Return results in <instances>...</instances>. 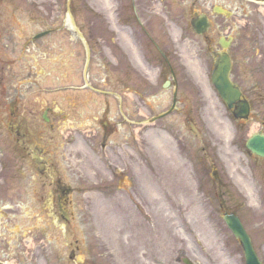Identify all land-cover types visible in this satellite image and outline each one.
<instances>
[{
  "label": "rangeland",
  "instance_id": "1",
  "mask_svg": "<svg viewBox=\"0 0 264 264\" xmlns=\"http://www.w3.org/2000/svg\"><path fill=\"white\" fill-rule=\"evenodd\" d=\"M172 1L174 27H189L185 6L191 12L211 11L213 41L191 30L184 34L178 48L185 68L178 77L180 103L170 116H160L170 106L168 99L160 103L169 90L162 87L165 75L139 52L136 60L131 55L138 74L151 79L155 100L147 99L140 110L142 123L125 136L120 104L113 97L122 90L121 69L111 57L119 53L113 44H126V38L120 32L117 40L112 38L118 18L106 16L116 3L0 0V264H129L126 257L137 253L130 251L120 262L114 235L105 226L109 221L121 229L132 227V236L148 230L142 238L153 257H143L145 264H184L183 258L192 264H245L222 220L224 212L241 218L264 264V160L244 149L252 131H263L264 60L258 69L251 59L252 71L238 78L246 52L229 48L238 62L232 78L248 89L252 110L249 120L237 122L210 82L219 36L227 30L228 36L247 32L242 26L235 29L234 16L212 12L214 6L231 10L232 0ZM68 9L89 49L70 30ZM244 19L239 17L241 25ZM42 32L47 34L33 38ZM46 108L52 111V129L42 120ZM153 117H158L156 124ZM15 126L23 135L18 141ZM35 147L46 150L47 176L38 173L31 158ZM148 179L157 183L156 191L147 186ZM54 183L71 201L70 221L61 229L45 207ZM131 210L138 216L122 218ZM167 210L175 213L170 224L163 219ZM189 212L191 218L185 219ZM121 236L128 239L126 232Z\"/></svg>",
  "mask_w": 264,
  "mask_h": 264
},
{
  "label": "flooded vegetation",
  "instance_id": "2",
  "mask_svg": "<svg viewBox=\"0 0 264 264\" xmlns=\"http://www.w3.org/2000/svg\"><path fill=\"white\" fill-rule=\"evenodd\" d=\"M255 1H260L261 4L257 2H246L244 0L240 2L239 0H235L232 2L236 18L240 17V15L246 18L242 25L244 28H247V32L239 33L236 31L235 38H231L235 47H242L246 52L244 58L239 61L241 65H238L240 69L238 78L243 77L242 74H245V70L249 71L250 57L257 55L258 58L260 57L261 62L264 60V12L257 9L258 6H264V0ZM113 2L116 3L114 4V13L120 18V23L122 25H128L129 32L125 36L129 40V45L132 50L135 51L139 47L143 51L147 61L156 63V66L160 68V73L165 75L163 86L167 81H170L168 89L173 86L171 90L167 91L165 95L166 100L163 97L160 102L164 103L168 99L170 103L168 109L174 112L180 103L178 77L180 78L181 73L185 72L180 54L178 53V47L183 44L187 37V28L172 26L173 22L171 19L174 14V1L113 0ZM182 3H184V0H182ZM184 5L182 4L183 8ZM184 9L187 11L188 17L195 15L194 12H191L190 6H185ZM253 18L257 21H254ZM237 24L236 29L240 25L238 20ZM176 28L179 31H176ZM203 37L205 39L209 38L207 35ZM240 41L242 42L241 45ZM113 50L119 52L118 56L112 57L117 59V63L121 68L119 80L122 90L117 94L120 104L119 112L122 119L120 125L124 129L123 134L126 136L129 130L136 129V126L142 123L140 110L143 106L147 105V99L153 96L154 93L151 90L152 86L148 84L150 83L149 80L145 78L143 80V76L136 73L131 61L129 47L125 44L120 45L119 43H114ZM128 81L134 84H130V90L126 87ZM238 86L241 89L244 88L239 81ZM135 137L134 133H130L129 138L131 141H136ZM48 199L50 200L49 216L54 217L56 222L59 223L62 221L68 222V215L64 209H67L70 201L66 198L63 190L59 189L58 191L54 187Z\"/></svg>",
  "mask_w": 264,
  "mask_h": 264
},
{
  "label": "water",
  "instance_id": "3",
  "mask_svg": "<svg viewBox=\"0 0 264 264\" xmlns=\"http://www.w3.org/2000/svg\"><path fill=\"white\" fill-rule=\"evenodd\" d=\"M193 29L196 33L202 34L208 28V22L204 16L192 22ZM225 48V44H222ZM230 60L226 54H218L214 64V70L211 75V81L216 88L222 100L229 109L235 106L233 115L237 119H245L249 114V106L245 101L240 100L238 89L230 81ZM245 147L248 152L264 158V135L252 134L246 141ZM36 161L39 160L36 158ZM224 221L227 227L232 231L243 248L246 264H261L254 252L251 240L246 234L238 218L234 215H224ZM188 264V263H187Z\"/></svg>",
  "mask_w": 264,
  "mask_h": 264
},
{
  "label": "bare ground",
  "instance_id": "4",
  "mask_svg": "<svg viewBox=\"0 0 264 264\" xmlns=\"http://www.w3.org/2000/svg\"><path fill=\"white\" fill-rule=\"evenodd\" d=\"M146 184H147V186L151 187L152 190L156 191L158 189L157 183L156 182L154 183L151 179H148ZM155 199H158V197L155 196ZM176 203L178 204V206H183V203L179 199L176 200ZM191 210L193 211V215H198V212L195 208H191ZM131 211H132V214L129 211H124L121 214L123 216L122 218H124L126 220V218H129V215L132 218L133 215L136 214V212H134L133 210H131ZM190 214L191 213L189 212V213L185 214L183 217L185 219H186V217L188 219H190L191 218ZM137 216L138 215L136 214V217ZM163 219L170 224V221L175 219V213L173 211L167 210V217L164 216ZM120 225L121 224H118L116 221L115 222L109 221V222H107V224H105V226L108 228V230L110 228V230L112 231V233L114 235L112 243L117 248V256H119L120 260H122L120 262L121 263L123 262V258L126 257L127 253H130V251H132L134 253V251H135L137 254L136 255L131 254L129 257H126V262L129 264H145L142 261L143 257H145L146 255L149 258L153 257L152 252L149 251V248L145 245L144 239L142 238L144 236V232H148V230H146V229L143 230V232H142L143 235H141V236L138 234L140 237H138V235L132 236V235L128 234L130 232V230H132V227H128L126 229H121ZM129 225H131V224H129ZM140 229H142V228H138V230H140ZM122 232L123 233L126 232L128 235V237H127L128 239H126V241L124 240L123 236H121ZM149 247H151V246H149ZM144 249H145V251H144ZM122 251H124L125 253ZM146 259H148V258H146Z\"/></svg>",
  "mask_w": 264,
  "mask_h": 264
}]
</instances>
